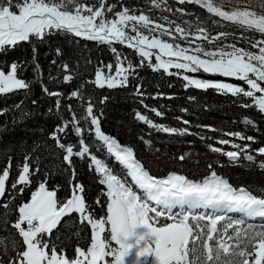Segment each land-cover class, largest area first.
Listing matches in <instances>:
<instances>
[{"label":"snow or ice","instance_id":"snow-or-ice-1","mask_svg":"<svg viewBox=\"0 0 264 264\" xmlns=\"http://www.w3.org/2000/svg\"><path fill=\"white\" fill-rule=\"evenodd\" d=\"M162 2L166 4L167 0H150L155 8H160ZM230 2L245 7L243 10L224 11L221 10L222 5H215L212 0H177L181 5L199 4L208 13L221 18L213 21L218 26H223L222 21L236 25L241 30L239 38L229 32L213 35L202 24H197L193 32L190 22H184L187 25L185 28L164 16L162 19L166 26L143 11L137 14V10L123 5L118 9L107 0H0V52L20 42H31L33 39L43 41L53 32H63L101 44L119 43L134 49L140 57L139 63L127 61L113 47L115 65L101 62L95 71L94 80L87 83L99 88L127 87L129 77L137 75L136 69L147 66L153 71L163 70L168 75L181 76L186 81V89H212L218 94L248 98L242 106L255 107L264 114V13L248 10L264 8V0ZM167 10L173 11L170 7ZM175 11L190 15L183 8ZM249 32L258 33L260 38L246 35ZM229 37H232V42H228ZM177 39L184 43L169 42ZM241 39L248 47L237 46ZM33 51L35 53L36 49ZM21 67L14 62L7 72L0 70V94L30 89V84L18 76ZM63 68L67 72L68 65H63ZM170 69L182 71L173 73ZM201 72L242 81L247 87L186 74ZM63 79L67 83L72 80V76L65 75ZM83 87L82 84L79 89L73 90L68 98L83 100ZM43 91L49 96L58 97L56 107L59 109V97L63 94L49 91L46 86ZM136 91L143 95L139 92V86ZM107 99L104 97L100 103ZM94 107L89 102L84 115L78 118L69 104L72 119L58 125L51 138L64 151L63 161L69 167L72 166L73 156L90 157L96 173L101 176L99 183L106 186V217L96 218L90 212L82 185L74 184L70 197L60 200L57 196L58 187L50 190L45 182H40L37 189L32 191L30 199L15 209L17 215L10 226L20 240L11 239L9 249V238L0 237V250L6 256L0 258V264H264V223L257 226L250 222L257 218L264 221V189L260 194H254L245 187L235 188L214 170L199 181L177 173H169L166 177L152 175L136 158L131 147L121 145L101 130L100 118L94 113ZM4 111L6 109H0V114ZM151 111L157 116L163 115L156 109ZM81 119L90 124L87 131L94 129L97 139L123 166L124 177L115 174L90 153ZM136 119L158 132L181 136L190 134L188 128L177 129L157 124L140 112L136 113ZM244 122L254 126V122L247 117ZM183 123L187 125L190 122L184 120ZM69 125L80 138V147L75 151L74 145H65L57 135L65 133ZM226 135L241 141H255L253 136L241 132ZM218 143L230 144L236 149L224 151L209 145L212 152L227 156L230 162H239L242 154L247 161L255 162L254 156L248 151L250 144H235L224 139ZM254 151L264 156V147ZM180 159L183 160L184 156ZM29 160L30 157L26 156L25 162L18 168L17 177L11 179L12 161L11 157L8 158L7 166L0 169V198L5 196L9 184L10 189L19 194H23L31 184V177L39 171V167L33 169ZM259 164L264 168V161ZM208 167L211 169L212 165ZM127 177H130L131 184ZM134 187L138 191H134ZM96 203L101 204L99 197ZM0 207L11 211L7 202L0 204ZM73 213L78 214L81 224L86 222L90 226L91 242L86 249L77 246L74 255L69 256L53 238V233L61 221ZM161 219L171 223L161 224ZM106 225L109 226L107 229ZM106 231L109 233L108 238L103 235ZM112 242L116 247L112 246Z\"/></svg>","mask_w":264,"mask_h":264},{"label":"trees","instance_id":"trees-1","mask_svg":"<svg viewBox=\"0 0 264 264\" xmlns=\"http://www.w3.org/2000/svg\"><path fill=\"white\" fill-rule=\"evenodd\" d=\"M218 1L244 6L231 3L230 0ZM107 2L115 4L118 9L121 5L135 9L137 14L143 11L161 24L166 25L162 18L167 16L170 21H175L185 28L187 25L184 22H190L193 32L196 31L197 24H202L213 35L217 32H229L235 33L237 38L240 36L241 30L236 25L228 21H222L223 26L214 24V20L221 18L208 13L196 4L181 5L177 1L167 0L166 4L162 2L160 8H155L150 0H107ZM169 7L173 11H168ZM177 8L185 9L190 15L176 12ZM254 9L264 11V8ZM246 35L260 38L258 33L249 32ZM228 42H232V37H229ZM237 46L248 47L242 39ZM113 47L121 57H126L127 61L133 64L139 63L140 57L135 50L123 44H101L65 35L63 32H53L43 41L33 39L31 42H20L17 46L0 52V70L7 72L12 63H18L22 66L18 69L19 78L30 84V89L27 91L0 94V109H6L0 114V169L7 166L8 158L11 157L10 178L15 179L18 168L25 162L26 156L30 157L28 162L33 169L39 167V171L31 177V184L23 194L12 191L9 184L5 196L0 199V204L7 202L11 209L9 211L0 207V237L9 238V249H11V239L20 240L16 231L10 226L17 215L15 209L19 204L30 199L32 191L37 189L40 182H45L50 190L58 187L57 196L60 200L70 197L74 184L82 185L90 212L96 218L106 217L108 203L106 186L99 183L101 176L96 173L90 157L73 156L72 166L69 167L63 161L64 151L57 146L56 140L51 138L58 125L72 119V113L68 110L69 104L72 105L78 118L84 115L89 102L94 104V113L100 118L101 130L115 138L121 145L131 147L136 158L152 175L166 177L169 173H177L199 181L214 170L235 188L245 187L254 194H260L264 189V168L259 164L260 161H264V156L254 151L264 147V114L255 107H243L242 103L248 98L233 97L231 94L222 95L212 89L207 91L194 87L186 89V81L181 76L168 75L163 70L153 71L147 66L136 69L137 75L129 77L127 87L109 89L87 83L94 80L95 71L101 62L115 65L116 56L112 52ZM57 49L60 50L59 54ZM65 64L68 65L67 72L63 68ZM171 72L176 73L175 70ZM65 75H71L72 80L65 83L63 79ZM82 84L84 99H69V94L79 89ZM45 86L49 91L63 94L59 97V109L56 107L58 97L47 95L43 91ZM137 86L143 95L137 94ZM104 97L108 99L100 103ZM151 109H156L163 115L157 116ZM137 112L148 116L157 124L177 129L188 128L190 134L181 136L158 132L136 119ZM246 117L254 122V126L244 122ZM184 120L190 123L186 125L183 123ZM81 125L86 129L83 135L90 153L109 169L118 173L122 166L96 138L94 129L87 131L91 126L83 119ZM235 132L253 136L255 141H241L226 135ZM57 135L65 145H74V151L79 149L80 138L76 136L71 125L65 133H57ZM222 139L231 140L235 144H250L248 151L254 156L255 162L247 161L243 158V154L239 162H230L227 156L212 152L209 145L222 148L224 151L236 150L228 145L219 144L218 141ZM181 156H184L183 160L180 159ZM210 164L211 169L208 167ZM98 197L101 200L99 205L96 203ZM250 222L257 226L264 223L260 219ZM108 227L106 225V229ZM104 236L108 238L109 233L106 231ZM53 238L67 255L73 256L77 246L86 249L90 245L91 228L86 222L81 224L78 214L73 213L71 217H65L61 221L58 229L54 230ZM0 258H6L2 250H0Z\"/></svg>","mask_w":264,"mask_h":264},{"label":"rangeland","instance_id":"rangeland-1","mask_svg":"<svg viewBox=\"0 0 264 264\" xmlns=\"http://www.w3.org/2000/svg\"><path fill=\"white\" fill-rule=\"evenodd\" d=\"M174 1H177V0H174ZM212 2L215 4V5H222L223 7H222V9L221 10H224V11H231V10H234V9H237V8H239V9H241V10H243L244 9V7L245 6H234V5H229V4H227V3H223V2H221V1H218V0H212ZM190 4H196V3H190ZM196 5H198V6H200L199 4H196ZM201 7V6H200ZM203 8V7H202ZM204 10H206L205 8H203ZM249 11H256V12H259V13H264V11H262V10H257V9H254V8H249L248 9ZM207 11V10H206ZM214 15V14H213ZM165 39H168L167 37H164ZM189 39H191L190 37H189ZM169 42H177V43H184L183 41H181V40H179V39H177L176 41H171V40H169ZM200 41H198V43H199ZM206 45H207V42H204ZM184 46H187V44H184ZM208 47H211V45H207ZM165 59H167V57H165ZM173 70H175L176 72H180V71H182V70H177V69H170L169 71H173ZM186 74H188V75H196L197 76V78H203V79H212V80H216V79H220V80H225L226 82H231V83H234V84H240V85H243V82L242 81H238V80H235V79H232V78H222V77H218V76H211V75H209V74H205V73H198V74H191V73H186ZM243 86H245V87H247L246 85H243ZM102 142V141H101ZM103 143V142H102ZM229 147H231V145L229 144L228 145ZM106 147V146H105ZM118 162V161H117ZM119 163V162H118ZM120 164V163H119ZM121 165V164H120ZM122 166V165H121ZM115 174H117L118 176H121V177H124V175H125V169L123 168V166H122V168L121 169H119L118 170V173L117 172H115V171H113ZM127 179H128V182L131 184V179H130V177H127ZM133 190L134 191H138L137 189H135V187L133 188ZM1 199V198H0ZM258 220H259V218H257ZM164 223H171V221H169V220H166V219H161V224H164ZM104 235V234H103ZM112 246L113 247H116V245L115 244H112ZM109 260L111 259V258H108Z\"/></svg>","mask_w":264,"mask_h":264},{"label":"bare ground","instance_id":"bare-ground-1","mask_svg":"<svg viewBox=\"0 0 264 264\" xmlns=\"http://www.w3.org/2000/svg\"><path fill=\"white\" fill-rule=\"evenodd\" d=\"M99 141H100V140H99ZM256 220H258V219H256ZM256 220H255V221H256Z\"/></svg>","mask_w":264,"mask_h":264}]
</instances>
